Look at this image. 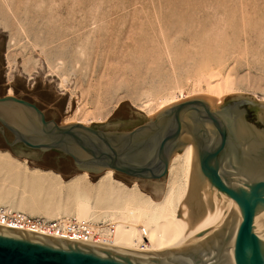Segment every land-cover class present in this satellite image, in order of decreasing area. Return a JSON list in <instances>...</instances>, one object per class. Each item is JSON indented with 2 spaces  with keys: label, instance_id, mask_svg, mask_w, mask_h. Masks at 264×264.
<instances>
[{
  "label": "rangeland",
  "instance_id": "1",
  "mask_svg": "<svg viewBox=\"0 0 264 264\" xmlns=\"http://www.w3.org/2000/svg\"><path fill=\"white\" fill-rule=\"evenodd\" d=\"M210 81L223 84L219 104ZM9 92L47 121L102 132H128L182 95L212 111L226 97L264 105V0H0V97ZM0 131V153L15 165L59 175L68 187L103 179L106 170L84 179L58 151L11 152L4 138L12 136ZM111 178L157 201L168 172L157 181Z\"/></svg>",
  "mask_w": 264,
  "mask_h": 264
},
{
  "label": "water",
  "instance_id": "2",
  "mask_svg": "<svg viewBox=\"0 0 264 264\" xmlns=\"http://www.w3.org/2000/svg\"><path fill=\"white\" fill-rule=\"evenodd\" d=\"M0 125L14 136L9 148L21 143L31 150L58 151L80 171L113 170L148 181L164 178L172 155L192 144L191 176L238 208L195 249L155 258L0 226V264H264V105L226 97L212 111L195 98L128 132H102L59 126L34 104L5 95Z\"/></svg>",
  "mask_w": 264,
  "mask_h": 264
},
{
  "label": "bare ground",
  "instance_id": "3",
  "mask_svg": "<svg viewBox=\"0 0 264 264\" xmlns=\"http://www.w3.org/2000/svg\"><path fill=\"white\" fill-rule=\"evenodd\" d=\"M207 86L209 99L219 104L223 84L210 81ZM187 98L172 99L150 118ZM192 154L193 145L188 144L172 155L166 189L155 201L136 185L130 189L117 182L116 187L112 185V170L93 188L76 181L68 187L59 175L15 165L10 154L0 153V205L47 219L66 215L96 222L111 220L115 232L109 242L101 241L102 248L137 257L171 256L198 247L238 209L231 198L191 176ZM82 175L88 177L87 172Z\"/></svg>",
  "mask_w": 264,
  "mask_h": 264
},
{
  "label": "built area",
  "instance_id": "4",
  "mask_svg": "<svg viewBox=\"0 0 264 264\" xmlns=\"http://www.w3.org/2000/svg\"><path fill=\"white\" fill-rule=\"evenodd\" d=\"M0 226L95 246L109 242L115 232L111 220L96 222L66 215L47 219L30 216L6 206H0Z\"/></svg>",
  "mask_w": 264,
  "mask_h": 264
},
{
  "label": "flooded vegetation",
  "instance_id": "5",
  "mask_svg": "<svg viewBox=\"0 0 264 264\" xmlns=\"http://www.w3.org/2000/svg\"><path fill=\"white\" fill-rule=\"evenodd\" d=\"M139 126V125H138ZM137 127V126H136ZM135 128V127H134ZM5 130V129H4ZM132 130V129H131ZM7 133H9L11 136H12V141L11 142H9L7 139H5L4 138V142H5V144H6V146L8 147V144H11V143H13V141H14V136L9 132V131H7V130H5ZM14 146H22L23 148H26V147H24L21 143H16ZM9 148V147H8ZM13 148V147H12ZM12 148H9V150L11 151V152H13L12 150ZM27 149V148H26ZM181 152V151H180ZM62 154V153H61ZM62 155H64V154H62ZM64 156H66V155H64ZM66 157H68V156H66ZM69 158V157H68ZM71 159V158H70ZM107 171V170H106ZM105 171V172H106ZM116 173H118V172H116ZM118 174H121V175H123V176H125V177H129V176H127V175H125V174H122V173H118ZM129 178H132V177H129Z\"/></svg>",
  "mask_w": 264,
  "mask_h": 264
}]
</instances>
